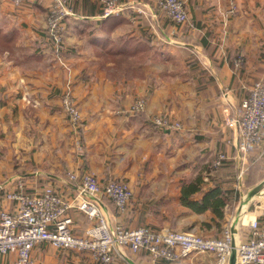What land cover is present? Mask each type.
Masks as SVG:
<instances>
[{
	"label": "crops",
	"instance_id": "1",
	"mask_svg": "<svg viewBox=\"0 0 264 264\" xmlns=\"http://www.w3.org/2000/svg\"><path fill=\"white\" fill-rule=\"evenodd\" d=\"M158 1L119 0L130 6L129 12L103 19L98 0H73L75 16L66 21L61 63L46 31L53 0H25L19 8L0 0V35L13 39L11 48L0 41V212L13 211L15 203L6 199L10 192L36 196L51 186L65 199L74 198L81 185L70 181L69 174L89 172L103 185L125 182L133 191L124 214L101 198V211L112 226L217 238L247 212L258 218L264 231V198L255 206L240 203L243 189L238 183L241 170L247 171L248 193L261 183L264 143L243 158L238 134L227 125L251 85L264 79V0H234V12L232 0H184L189 16L184 26L169 20ZM119 20L125 23L116 26ZM121 39L128 53L131 39L139 41L134 46L143 45L137 55L124 56L122 70L114 68L111 58H116L110 54ZM239 55L245 59L241 69L233 63ZM152 62L165 68L148 90L141 84ZM68 83L83 115L81 154L61 102ZM142 96L146 109L129 113ZM159 115L181 122L183 129H155L152 120ZM220 153L227 158L212 170ZM199 176L205 191L219 186L229 194L222 220L215 221L210 211L195 214L182 206L183 185ZM69 215L77 236L95 224L75 209ZM251 237L241 228L236 241ZM14 260V255L0 256V264ZM33 260L105 264L89 252L57 249L47 242L35 247ZM110 264H217V257L194 253L175 262L153 263L145 253L125 250Z\"/></svg>",
	"mask_w": 264,
	"mask_h": 264
},
{
	"label": "built area",
	"instance_id": "2",
	"mask_svg": "<svg viewBox=\"0 0 264 264\" xmlns=\"http://www.w3.org/2000/svg\"><path fill=\"white\" fill-rule=\"evenodd\" d=\"M72 1L53 0L46 18V31L61 63H64L61 53L67 31L66 21L75 16L71 7ZM98 1L102 11L100 17L103 19L119 16L130 8L119 0ZM9 2L19 8L25 0ZM158 6L177 26H184L189 20L184 0H159ZM236 9L237 5L232 0V11ZM137 12L144 15L141 9ZM133 22H136V19ZM244 61V57L239 55L234 58L233 63L237 69H241ZM61 102L75 132L76 150L83 153L80 131L83 115L70 83L66 86ZM146 104L144 99H138L130 113L143 112ZM152 125L155 129H183L182 123L165 115L154 117ZM227 125L238 134L237 149L241 157L247 159L253 149L263 147L264 79L251 85L247 98L240 104L234 117L227 120ZM262 153L264 154V151ZM226 158L225 154L220 153L212 167L220 168ZM69 180L79 182L81 186L78 195L68 200L51 186L36 196L8 193L6 199L15 203L14 209H4L0 212V256H15V260L8 264H34L33 250L42 242H47L57 249L89 252L96 261L105 264L112 263L125 250L135 255L145 253L153 263L175 262L194 253L208 252L216 255L217 264H228L233 254L238 264H264V231L261 230L256 216H249L247 221L241 224H236L235 219L217 238H204L192 231L167 229L157 232L148 227L126 230L112 226L107 221L101 211V198H108L121 214L126 213L133 199V191L127 183L110 181L103 185L96 175L89 172L81 176L69 174ZM19 187L22 188L23 185L20 184ZM71 209L83 212L95 221L84 236L73 233V219L69 215ZM241 219L242 216L240 222ZM241 228L249 230L252 237L240 243L236 241V235Z\"/></svg>",
	"mask_w": 264,
	"mask_h": 264
},
{
	"label": "trees",
	"instance_id": "3",
	"mask_svg": "<svg viewBox=\"0 0 264 264\" xmlns=\"http://www.w3.org/2000/svg\"><path fill=\"white\" fill-rule=\"evenodd\" d=\"M98 7L101 11V5L100 2L98 1ZM129 10V9H128ZM126 10L124 13L129 12ZM110 18V17H109ZM107 18V19H109ZM141 19L139 18L138 21ZM124 20H119L116 23V26H119L121 24H124ZM188 23V22H187ZM186 23V24H187ZM2 38H0V41L3 45H5L6 48H11L13 39L9 38L8 36L0 35ZM49 40L51 41L50 37ZM149 44L150 40L146 39ZM125 41L124 40H119L116 43L114 53H110L115 55L116 62L120 63L125 57L129 56H134L138 54V52L143 50V45L140 48V46H134L135 44L138 45L139 41L131 39V41H128V44L131 45V50L130 53L127 51V47H125ZM52 44V41H51ZM150 46V45H148ZM81 133H83V127L80 129ZM204 179L202 177H197L193 181L189 183H185L182 188L181 192V204L182 206L188 208L195 214H204L208 211H210L213 215V219L216 220H222L225 216V207L227 206L228 202V196L229 194H225L221 187L216 186L214 188H211L207 191L204 190ZM196 195H201V199H193L194 196Z\"/></svg>",
	"mask_w": 264,
	"mask_h": 264
},
{
	"label": "rangeland",
	"instance_id": "4",
	"mask_svg": "<svg viewBox=\"0 0 264 264\" xmlns=\"http://www.w3.org/2000/svg\"><path fill=\"white\" fill-rule=\"evenodd\" d=\"M111 60H113V61H115V67L114 68H117V69H120V70H122V67H123V65H124V59L119 63H117L116 62V59L114 60V59H112L111 58ZM137 65L139 64V61L137 60ZM142 63H143V59H142ZM137 65H135V66H137ZM138 67V69L141 67V65L139 66H137ZM165 68V65H161L160 63H158V65H157V62H152L151 64H149L148 63V65H147V72L145 73V76H144V79L145 80H143V81H145L144 83H142L141 84V86H143V85H145L146 86V88H148V90L149 89H151L152 87H153V84H154V82H153V78H154V76H156V74L157 73H159V72H161L163 69ZM118 76H120V75H117V77ZM122 76V75H121ZM133 76V75H132ZM137 78H139V77H137ZM138 99H144L145 101H146V103H147V99H146V97H138L136 100H135V102L138 100ZM134 102V103H135ZM134 103H133V105H134ZM132 105V106H133ZM132 106L130 107V109H129V113H130V111H131V109H132ZM146 106H147V104H146ZM159 116H162V115H159ZM181 123V122H180ZM76 152H77V150H76ZM78 153V152H77ZM81 154V153H80ZM205 165H207V164H205ZM196 167H202V164L201 163H197V166ZM212 170H214V168H211ZM210 169V170H211ZM246 173H247V171H240V174H239V178H238V183H239V185L241 184V186L240 187H242V189H243V195L241 196V199H240V203L242 202V204H247L246 202L248 201V203H249V205H251V206H255L257 203H259L260 204V202L262 201L261 199L262 198H264V187H263V192H262V194H260L259 196H256V197H254L253 199H247V197H248V189H249V187L247 188L246 186H245V184H246ZM245 179V180H244ZM264 181V177H263V179H262V181H261V183ZM253 189V188H252ZM244 201H246V202H244ZM239 204V203H238ZM246 210V209H245ZM262 211V210H261ZM245 215H248L249 213H244ZM242 216V215H241ZM241 216H238L237 217V220H236V224H240L241 222L239 221L240 220V218H241ZM249 216H251V217H254L253 215H249ZM240 227H242L241 225H240Z\"/></svg>",
	"mask_w": 264,
	"mask_h": 264
},
{
	"label": "water",
	"instance_id": "5",
	"mask_svg": "<svg viewBox=\"0 0 264 264\" xmlns=\"http://www.w3.org/2000/svg\"><path fill=\"white\" fill-rule=\"evenodd\" d=\"M263 187H264V181L262 183H260L259 185H257L256 187H254L249 193H248V197L250 199L259 196L260 194H262L263 192ZM254 209V207H252L251 209H249V211H252ZM236 263V256L235 254L232 255L231 258V263L230 264H235Z\"/></svg>",
	"mask_w": 264,
	"mask_h": 264
},
{
	"label": "bare ground",
	"instance_id": "6",
	"mask_svg": "<svg viewBox=\"0 0 264 264\" xmlns=\"http://www.w3.org/2000/svg\"><path fill=\"white\" fill-rule=\"evenodd\" d=\"M264 193V192H263ZM254 216V215H253ZM249 217V215H243L242 219H241V223H245L247 221V218ZM240 223V224H241ZM237 236V235H236Z\"/></svg>",
	"mask_w": 264,
	"mask_h": 264
}]
</instances>
